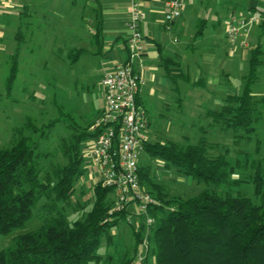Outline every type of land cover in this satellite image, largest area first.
Returning <instances> with one entry per match:
<instances>
[{
	"label": "trees",
	"instance_id": "1",
	"mask_svg": "<svg viewBox=\"0 0 264 264\" xmlns=\"http://www.w3.org/2000/svg\"><path fill=\"white\" fill-rule=\"evenodd\" d=\"M260 53L258 47L252 49L241 92L227 96L220 109L207 111L213 124L232 132L236 144L254 132L264 106V96L252 95L251 89ZM170 62L163 60L173 80ZM14 66L15 61L8 84ZM54 123L37 128L28 118L15 128L9 144L0 147V233L23 225L33 214L41 221L39 227L16 235L0 250V264H129L141 231L127 224V212H109L114 206L111 187L95 183L86 195V205H77L83 210L81 216L68 217L76 181L82 175L81 141L94 135L88 131L92 121L84 127L73 126L71 134L59 139L60 162H54L57 150L41 148ZM212 147L204 137L187 144L144 143L145 152L165 161L164 166L205 183L195 195L169 199L150 166L139 165L141 184L157 200L148 210L155 218L149 236L154 264H264V177L259 171L251 180L258 202L234 193L231 187L220 192L218 188L232 183L234 167L224 154L214 155ZM120 222L131 228L133 251L126 249L117 259L97 253L102 239L106 245L112 243L111 230Z\"/></svg>",
	"mask_w": 264,
	"mask_h": 264
},
{
	"label": "crops",
	"instance_id": "2",
	"mask_svg": "<svg viewBox=\"0 0 264 264\" xmlns=\"http://www.w3.org/2000/svg\"><path fill=\"white\" fill-rule=\"evenodd\" d=\"M138 1L145 13L140 23L144 49L135 63L139 78L136 100L145 115L144 142L187 144L196 143L205 132L215 136L217 124L212 123L207 111L220 109L227 96L240 92L237 73L246 71L245 65L256 47L261 51L257 70L264 72V21L249 25L234 40L226 36L227 25L232 17L264 18V0H183L181 16L168 25L164 21L165 0ZM131 2L0 0V52L6 51L11 57L21 42L25 49L35 50L37 57L62 50L70 63L83 59L93 66L96 73L92 84L98 89L100 107L93 117L81 120L84 127L104 106L100 79L108 69L127 59ZM164 59L171 61L173 80ZM252 95L261 97L264 92L252 88ZM192 129H196L193 137L189 133ZM155 164L151 174L160 181L165 166L160 160ZM139 165L147 163L139 158ZM92 170L82 162V175L76 185L89 182L92 187L97 180ZM150 254L151 261L146 258L144 264H154Z\"/></svg>",
	"mask_w": 264,
	"mask_h": 264
},
{
	"label": "rangeland",
	"instance_id": "3",
	"mask_svg": "<svg viewBox=\"0 0 264 264\" xmlns=\"http://www.w3.org/2000/svg\"><path fill=\"white\" fill-rule=\"evenodd\" d=\"M12 53L13 56L8 57L6 51L0 52V62H6V64H0V147L9 144L15 128L28 118L34 121L37 128H42L49 121H55L49 128L48 136L43 140L41 148L57 150L54 162H60L63 159L59 152V139L71 134L73 126L83 125L84 122L81 123V120L84 117L90 118L100 107L98 89L96 85L92 84L96 73L95 69L83 59L70 63L69 56L67 57V54L65 55L62 50H54L52 53L37 57L35 50L25 49L21 42H18V46L16 44ZM23 57L27 59H22ZM30 58L32 59L31 63ZM20 59H22L21 62ZM45 59H47L46 62ZM15 60H17V64L14 66L13 77L8 84L7 79ZM245 67L246 71L242 75H240V70L237 73L240 87L242 85L240 92L243 88L242 78L249 72V62ZM252 88L264 92V72L257 70V78L253 82ZM254 128L250 137L237 144L233 140L232 132L221 130L219 125L215 127V136L206 134V132L203 136L207 143H214L210 144L214 147V155L224 154L230 165L234 167L233 174L230 175L232 183L230 182L226 187H220L218 190L223 192L227 187H231L234 193L239 191L258 202L253 194L254 185L251 180L252 176L259 171L264 177V106L261 108L259 119L254 122ZM195 132L196 129L190 130V136L193 137ZM140 160L147 163V166L150 165V172L153 173L156 167L155 162L160 159L151 157L147 152H141ZM160 161L166 163L163 160ZM162 169L164 172L161 173L160 184L164 192H167L169 199H172L173 195L184 197L195 195L205 187L204 182L180 173L175 167L165 166ZM233 181L238 184L234 185ZM91 188L89 182H85L81 186L76 185L75 200L71 202L73 208H68L67 212L70 219L81 216L83 210L77 205L83 203L86 205L85 198L88 196L87 194L91 193ZM81 192H83V196ZM40 224L41 221L33 214L23 225L13 228L7 233H0V250L8 247L16 235L35 229ZM111 232L114 233L112 243L106 245L102 239L97 253L103 254V256L108 253L117 259L126 249L133 251V234L128 225L120 222ZM148 243L150 247L151 238ZM150 253L149 250L147 257L149 262L152 258Z\"/></svg>",
	"mask_w": 264,
	"mask_h": 264
},
{
	"label": "built area",
	"instance_id": "4",
	"mask_svg": "<svg viewBox=\"0 0 264 264\" xmlns=\"http://www.w3.org/2000/svg\"><path fill=\"white\" fill-rule=\"evenodd\" d=\"M183 0L164 1V21L168 25L182 14ZM145 13L138 0H132L127 27V59L108 69L99 81L104 106L94 117L89 132L94 135L81 142L83 164L93 169L103 186L111 187L114 206L109 211L127 212L126 222L135 232L141 231L134 259L129 264H144L149 254V236L155 218L148 212L157 203L156 198L142 187L139 176V158L144 151L145 115L137 103L139 78L135 63L144 49L140 23ZM264 18L248 16L229 21L226 36L239 38L249 25L261 23Z\"/></svg>",
	"mask_w": 264,
	"mask_h": 264
}]
</instances>
